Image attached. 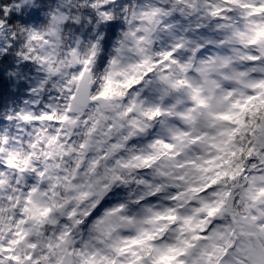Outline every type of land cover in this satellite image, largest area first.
Masks as SVG:
<instances>
[{"label": "snow or ice", "instance_id": "obj_1", "mask_svg": "<svg viewBox=\"0 0 264 264\" xmlns=\"http://www.w3.org/2000/svg\"><path fill=\"white\" fill-rule=\"evenodd\" d=\"M0 264H264V0H0Z\"/></svg>", "mask_w": 264, "mask_h": 264}]
</instances>
